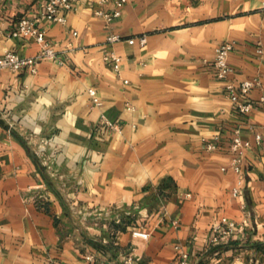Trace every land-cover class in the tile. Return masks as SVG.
<instances>
[{"label": "crops", "instance_id": "obj_1", "mask_svg": "<svg viewBox=\"0 0 264 264\" xmlns=\"http://www.w3.org/2000/svg\"><path fill=\"white\" fill-rule=\"evenodd\" d=\"M44 1L0 0V56L38 54L34 38L12 36L25 18L62 61L0 72V264H177L176 245L189 264H264V0H125L108 28L94 12L117 0H68L64 25L42 16ZM226 41L232 79L261 78L246 116L211 66ZM237 127L250 148L234 198L221 168ZM222 218H247L246 241L211 245Z\"/></svg>", "mask_w": 264, "mask_h": 264}, {"label": "built area", "instance_id": "obj_2", "mask_svg": "<svg viewBox=\"0 0 264 264\" xmlns=\"http://www.w3.org/2000/svg\"><path fill=\"white\" fill-rule=\"evenodd\" d=\"M105 2V0H103ZM125 0H117L114 2V8L110 11L97 10L94 15L101 18L106 27L108 28L113 20L120 16V10L124 5ZM70 9L68 0H48L44 1L40 5L42 16L54 23L64 25L66 23V13ZM29 36L34 38L36 44L39 45L40 50L34 57L23 58L12 51H7L0 56V72L10 71L13 73H19L27 71L31 75H35L37 72V66L41 61H56L62 64L56 53L53 51L50 45L45 40V33L35 25V21H30L25 18L20 19L18 22L17 30L12 33L13 37L16 36ZM120 38L116 35H108L106 37V43L112 44L119 42ZM140 46H144L146 43V37L141 36L139 39ZM233 50V43L226 41L217 45L214 49V56L211 62V66L215 75V78L220 81L224 86V92L226 98L229 100L232 109L235 113L246 116L253 109H255L254 103L250 100V94L255 89L260 88L261 78L254 77L244 81H235L232 79L233 69L229 65L228 57ZM260 53V51H258ZM104 62L110 65L114 74L118 75L120 72L121 59L115 53L111 52L104 57ZM126 83V82H124ZM88 96L92 103L96 106L100 105V101L96 97V93L93 89L88 90ZM260 107L264 108V94L258 99ZM254 141L258 147L264 148V134L256 133L254 135ZM250 148V143L244 141L241 138L239 127L233 131V136L229 143V152L232 155L229 167H222L221 171L225 172L230 170L236 177L235 185L231 190V196L238 198L242 195L244 187V157L246 151ZM206 151H213L216 149L214 144H206ZM251 230L250 222L247 218L242 219L239 222H235L226 218L220 219V221L212 224L209 229V243L211 245H217L224 242L243 243L246 241L247 233ZM134 236L146 239L147 234L139 232H133ZM174 252L176 255L177 264H189V254L180 245L174 246ZM84 260L89 264L93 262L92 255H86ZM127 259L124 264H129ZM101 264V263H95Z\"/></svg>", "mask_w": 264, "mask_h": 264}, {"label": "rangeland", "instance_id": "obj_3", "mask_svg": "<svg viewBox=\"0 0 264 264\" xmlns=\"http://www.w3.org/2000/svg\"><path fill=\"white\" fill-rule=\"evenodd\" d=\"M38 150V149H37ZM157 203V199L155 198H150L149 200H144L143 205L142 206H146V207H154Z\"/></svg>", "mask_w": 264, "mask_h": 264}]
</instances>
